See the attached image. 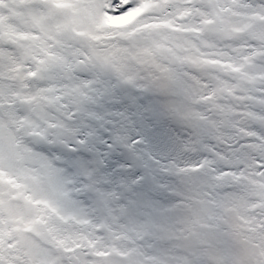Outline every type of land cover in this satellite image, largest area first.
<instances>
[{
  "label": "snow or ice",
  "instance_id": "snow-or-ice-1",
  "mask_svg": "<svg viewBox=\"0 0 264 264\" xmlns=\"http://www.w3.org/2000/svg\"><path fill=\"white\" fill-rule=\"evenodd\" d=\"M0 264H264V0H0Z\"/></svg>",
  "mask_w": 264,
  "mask_h": 264
}]
</instances>
